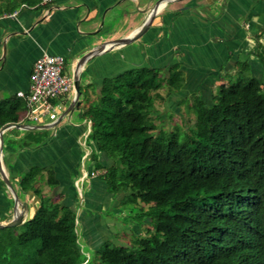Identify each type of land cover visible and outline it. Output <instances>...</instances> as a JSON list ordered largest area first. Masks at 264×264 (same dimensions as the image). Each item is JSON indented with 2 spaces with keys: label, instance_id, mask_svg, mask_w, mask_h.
Masks as SVG:
<instances>
[{
  "label": "trees",
  "instance_id": "obj_1",
  "mask_svg": "<svg viewBox=\"0 0 264 264\" xmlns=\"http://www.w3.org/2000/svg\"><path fill=\"white\" fill-rule=\"evenodd\" d=\"M43 1L0 0V16ZM255 38L264 39V29ZM256 55L264 67L260 44ZM234 69L236 78L217 84L211 104L190 93L194 122L182 136L178 125L156 130L150 118L155 100L164 99L161 90L183 87L178 63L167 72L136 66L102 78L82 112L89 121L86 140L112 161L96 166L107 190L139 204L136 221L148 220V228L131 245L105 241L95 264H264V89L246 60ZM88 87L80 84L81 94ZM24 109L23 97L0 98V129L17 124ZM11 136L3 133L6 169L18 150L45 139L39 131ZM10 144L15 151L6 149ZM40 182L58 184L52 168L31 166L18 174L17 188L32 190L38 205L20 224L0 227V264H83L88 255L75 211L44 194Z\"/></svg>",
  "mask_w": 264,
  "mask_h": 264
},
{
  "label": "crops",
  "instance_id": "obj_2",
  "mask_svg": "<svg viewBox=\"0 0 264 264\" xmlns=\"http://www.w3.org/2000/svg\"><path fill=\"white\" fill-rule=\"evenodd\" d=\"M153 1L47 0L39 7L21 5L0 16V98L28 91L32 64L43 53L63 56L64 68L68 65V75H72L78 58L96 42L135 34ZM262 29L264 0H169L140 37L128 43L105 45L90 56L80 67V84L89 87L80 94L77 106L60 118L73 99L74 92H69L56 99L55 120H30L24 116V109L17 123L21 125L3 131L10 137L11 129L16 128L15 138L26 131H39L45 136L41 144L18 150L6 169L18 198L16 214L23 221L38 205L32 190L17 188L18 174L31 166L52 168L58 184L49 188L40 182L38 186L44 194L75 211L80 245L83 242L97 249L111 238L119 243L111 229L112 222L102 212L108 208L120 211L118 203L124 193L109 192L99 177L96 166H109L112 161L104 153L95 152L87 142L89 121L82 115L87 102L96 98L102 78L136 66L158 67L167 72L172 63H178L184 73L183 88L197 91L202 97L201 91L210 93L211 81L215 83L222 73L234 70V64L244 57L252 74L261 79L264 67L256 51L258 44L264 48V39H256L255 35ZM61 107L63 110L58 112ZM6 149L15 151V146L10 144ZM10 193L0 182V222H7L14 215L16 201L11 197L9 201ZM113 223L122 233L123 226ZM133 227L136 233H142L148 228V220Z\"/></svg>",
  "mask_w": 264,
  "mask_h": 264
},
{
  "label": "rangeland",
  "instance_id": "obj_3",
  "mask_svg": "<svg viewBox=\"0 0 264 264\" xmlns=\"http://www.w3.org/2000/svg\"><path fill=\"white\" fill-rule=\"evenodd\" d=\"M240 59L246 60V58L244 57H241ZM64 72L67 74H70L68 65L66 66V68H64ZM254 72L255 74H258L255 69H254ZM237 74L238 73L235 69L228 70L227 74L226 72H224L219 76L218 80H216L217 82L214 83L211 81L209 83L210 93L209 91H205V90L201 91L202 98L204 99L205 103L211 104L212 102L211 93L212 95L218 93L217 84L220 81L226 82L228 80H233L236 78ZM250 74H252L251 70H250ZM261 80H262V85L264 89V74L262 75ZM191 92H188V88L184 89L183 87L179 91L173 92V93H169L166 90H161V93L164 95V99L155 100L154 111L151 113V116H150L152 121L156 124V128H157L156 130H169V129H172L174 126L178 125L180 128L179 135L182 136L184 131L188 127L193 125L194 114L190 107V96H189ZM63 108L62 107L59 108L58 112L59 111L61 112ZM87 142L89 143V145H91V147L95 151L94 144L91 141H87ZM3 168L6 173V168L5 167ZM5 186L3 185L5 192L8 193L9 191L10 193V190L7 187L5 188ZM77 194L80 200L81 198L80 192L77 191ZM10 197L14 201L15 198L11 193L9 196V201L11 200ZM112 203L113 201L110 202V204ZM118 204H119L118 208H120V211L113 210L112 208H108L102 212L103 213L102 216L112 222L111 229L112 231L115 232L114 237L116 236V238L119 239L120 241L119 244L131 245L135 237L143 236L145 234V230H143L142 233H136L135 230L133 229L134 228L133 226L135 224H139L135 218V213L139 212V209H138L139 204H135L132 201H124V202L120 201ZM84 210H87V209L85 208ZM115 221H117L123 226L124 233L123 232L121 233L120 229H118V227L114 225L113 222ZM20 229L21 227H18L17 230H20ZM109 241L112 243H115L113 238H111ZM81 243H82L81 245H83L81 246V248L84 247V249L88 251V257H86L83 264L97 263L99 259H98V254L96 252V249H92L86 244L84 245L83 242Z\"/></svg>",
  "mask_w": 264,
  "mask_h": 264
},
{
  "label": "built area",
  "instance_id": "obj_4",
  "mask_svg": "<svg viewBox=\"0 0 264 264\" xmlns=\"http://www.w3.org/2000/svg\"><path fill=\"white\" fill-rule=\"evenodd\" d=\"M69 92H73V78L64 72L63 56L43 53L32 64L28 91H19L17 95L25 100L26 118L53 121L58 114V104L51 99L61 98Z\"/></svg>",
  "mask_w": 264,
  "mask_h": 264
},
{
  "label": "water",
  "instance_id": "obj_5",
  "mask_svg": "<svg viewBox=\"0 0 264 264\" xmlns=\"http://www.w3.org/2000/svg\"><path fill=\"white\" fill-rule=\"evenodd\" d=\"M169 0H154L151 10L143 22L141 28L133 34L130 38H115V39H108V40H102L96 42L94 45L90 46L85 52L81 54V56L78 58L76 61V64L74 66L73 72H72V78H73V92L74 96L67 108L63 111L61 114L60 118L64 115L67 114L69 111L72 110L74 106H77L78 104V99L81 94L80 90V79H81V70L80 67L82 64L93 54L96 52L102 50L105 45L108 44H116V43H128L133 39H136L140 37L149 27L151 21L153 20L155 14L159 11L160 7H162V4L166 3ZM59 118V119H60ZM21 124H7L4 127L0 129V176L6 187L12 192L15 198V204H14V215L11 220L7 222H0V227L7 226V227H12L20 224L22 222V218L20 214H16V207H17V194L15 192L14 187L11 185V182L9 180V177L5 173V170L3 168V163H2V150H3V131L7 129L8 127L15 126L19 127Z\"/></svg>",
  "mask_w": 264,
  "mask_h": 264
}]
</instances>
